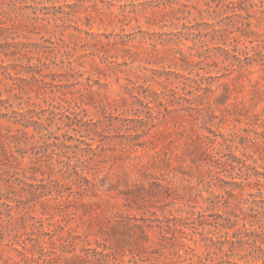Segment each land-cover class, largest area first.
I'll return each mask as SVG.
<instances>
[{"label": "rangeland", "instance_id": "374dc122", "mask_svg": "<svg viewBox=\"0 0 264 264\" xmlns=\"http://www.w3.org/2000/svg\"><path fill=\"white\" fill-rule=\"evenodd\" d=\"M226 50L241 57V61L228 58ZM260 50L264 52V0H3L0 99L9 100L14 109L40 112L48 130H44V137L36 133L29 144H37L34 151L51 155L45 160L48 167L57 170L55 177L69 181L64 179L65 161L70 158L80 162L84 153H93L65 145L88 148L90 143L95 147L102 139L97 154L104 168L97 182L102 188L115 184L108 193H101V198L84 196L86 201L97 202L95 210L83 214L80 208L73 218L56 211L49 221L37 203L27 209L25 223H18L15 232L27 237L36 219L43 217L46 229L54 228L50 222L63 219L66 229L72 228L86 239L81 245L106 243L126 264H209L200 243L187 239L174 249L158 230L148 228L150 240L140 239L135 225L142 221L136 217L148 210L163 219L200 213L230 215L218 207L205 209L207 203L202 198L212 197L210 189L222 184L208 173L215 168L200 163L191 170L190 159L178 157L184 156L188 133L194 138L199 135L213 139L211 149L216 147L219 155L233 158L235 154L246 161L240 171L220 174L225 180H239L238 173L264 172L263 150L251 143L255 138L264 145V65L248 64L252 57L259 60ZM192 79L206 87V91L199 92L203 96L200 110H192L195 116H191L186 111L169 113L156 107L167 120H156L155 124L149 120L151 135L158 133L150 142L151 135L139 120L148 115L146 103L157 97L156 93L172 99L173 92L182 93L184 88L190 89L189 84L196 86ZM226 88L230 92L227 107L209 110L210 104L216 107V95ZM66 115L78 116V120L72 118L78 125H70ZM196 121L194 127L191 122ZM9 127L15 125L0 118V143ZM133 137L139 143H148L132 152L124 150L123 143ZM223 137L229 139L227 145H219ZM167 156L171 157L169 164L163 162ZM93 172L86 168L90 178ZM105 176L109 178L102 186ZM49 181L47 177L44 182ZM136 184L147 189L142 193L150 202L140 200L141 209L119 194ZM73 190L78 200L83 198L75 185ZM6 191L5 182L0 181V192ZM249 192H257V188L247 186L243 196ZM192 198L195 202H188ZM53 205L51 202V212ZM147 215L152 216L150 212ZM6 216L7 208L0 205V217ZM232 233L222 229L211 235L225 238ZM5 235V242H14L8 230ZM137 239L141 241L139 247ZM237 253L239 257L246 251L239 249Z\"/></svg>", "mask_w": 264, "mask_h": 264}, {"label": "trees", "instance_id": "16d2710c", "mask_svg": "<svg viewBox=\"0 0 264 264\" xmlns=\"http://www.w3.org/2000/svg\"><path fill=\"white\" fill-rule=\"evenodd\" d=\"M2 1L0 0V3ZM239 8L242 9L243 7L239 6ZM226 52L228 58L233 57L241 61V57L238 55H232L229 50H226ZM258 54L260 56L259 60L252 57V59L250 58L252 61L248 63L249 65L253 64L252 62H261L264 65V52L260 50ZM192 81L196 83V86L189 84L190 89L184 88L182 93L173 92L172 99L167 98L166 95L156 93L157 97L146 103L148 115L145 118L147 119L141 118L139 120L143 121L147 133H150L149 130L153 127L149 122L150 119L154 124L156 120L157 123L166 122L167 120L166 115L160 108L159 111L155 110L156 107H163L169 113L176 111L190 113L192 110H200L198 105L203 96L199 92L206 91V87L202 86L204 83L198 81V79H192ZM207 90L212 89L207 87ZM229 98L230 92L226 88L221 95H216V107L210 104L208 109L215 112L220 105L227 104ZM153 102H156V104L151 105ZM225 106L227 107V105ZM3 109H6V111H2ZM191 116L195 115L191 114ZM65 117L71 120L70 125L77 124L74 123L72 118L78 120V116L66 115ZM0 118L15 125L14 128L9 127L7 129L5 138L0 143V181L5 182L7 189L6 192H0V205L7 208L6 219L0 217V264H126L124 258L118 256V251L112 249L106 243L97 241L95 247L81 245L86 239L72 228L66 229L63 219L58 220V222H50L49 226H54V228L46 229L45 220L40 217V219H36L32 232L27 237H22L14 229L18 223H25L27 209L37 203L42 207L41 214L46 216L49 221L55 217L56 211L66 212V217L73 218L78 214L80 208L83 210V214L95 210L93 205H97V202L93 200L86 201L84 196L90 199L94 197L101 198V193H108L115 186V184H110L108 188H102L97 182L104 168V165H100L101 160L98 159L97 154L98 149L103 146L102 139H99V143L95 147H92L93 144L90 143H87L88 148H83L80 145H65L93 151L92 154L84 153L85 158L80 162H74L70 158L65 161L67 175L64 179L69 180L65 182L55 177V171H57L55 168L48 167L45 159L51 155L47 154L46 151H34L38 147L34 145L37 144H29L30 139L35 137L36 133L42 134L44 137L46 135L44 130H48L42 122L40 112L31 109H14L9 100L0 99ZM195 120H198V118L196 117ZM191 123L195 124L194 127L198 124L197 121ZM89 124L96 125V123ZM30 129L35 132L31 133ZM187 131L186 128L185 132ZM93 132L102 136V133L96 129ZM156 135H158L157 132L151 135L150 142H154ZM135 138L127 139L123 143V149L132 152L137 147H145L148 143V141L139 143L135 141ZM91 139L94 140L93 137ZM228 142L229 139L223 137V141L219 142V145H227ZM45 143L50 144L48 141H45ZM214 143L215 141L208 136L197 135L194 138L192 134L188 133V140L183 149L184 156L178 157H183L184 160L189 158L191 170L195 169L192 168L193 166L200 165V163L215 168V170L210 168L208 173L212 177L217 176L222 184L217 186V189L214 187L210 189L209 193L212 197L202 198L203 202L207 203L205 209L214 210L218 207L230 215L200 213L187 217L173 216L163 219L155 211L148 210L143 212L142 217H136V220L142 221V223L135 225L140 230L138 237L149 241L148 228L158 230L174 249L177 246L184 245L187 239L195 244L200 243L205 248L207 260L210 261L209 264H264V172L257 170L256 173H238L239 180H225L220 174L224 172L232 174L236 170L240 171L246 166V161L241 160L235 154H232L233 158L219 155L220 153L216 150V147L211 149ZM251 143L253 146L261 147L263 150L261 152L262 159H264V145L261 144L263 141L254 138ZM251 143L248 145H251ZM56 145L60 146L57 143ZM15 148L20 149V152ZM28 159L29 161H27ZM170 159L171 157L167 156L163 159V162L169 164ZM87 164H92V167H87ZM249 166L247 165L248 168H250ZM86 168L94 170L93 178L87 176ZM39 174L42 176L41 178H39ZM47 177L50 180L48 184L44 182ZM108 178L105 176L102 186L107 184ZM30 179L33 181L32 183L29 182ZM55 185L59 188H56ZM73 185L79 189V196H83V198L80 197V200L74 194ZM247 186L257 188V192H249L244 197L243 194ZM145 190L147 191L143 185L136 184L120 190L119 194L123 195L128 203L131 201L136 202L137 208L141 209L143 207L139 203L145 197L142 193ZM237 190L239 191L236 192ZM151 192V196H153V191ZM194 200L192 198L188 202L194 203ZM51 202H54L52 206L54 212L49 210ZM143 202L150 203L149 199H144ZM144 208H146V205ZM147 212H150L152 216L147 215ZM222 229H225L227 234H229V230H233L231 237L217 238L211 235ZM6 230H8L9 236L13 237L14 242H10V240L5 242ZM195 235H199L200 238H196ZM140 239L136 240V247H139ZM239 249L245 250L246 253L236 257ZM11 251L16 256H12ZM216 255H220L219 259L215 257ZM234 257L239 258V260ZM244 259L246 262L240 261ZM201 264L207 263L202 261Z\"/></svg>", "mask_w": 264, "mask_h": 264}]
</instances>
